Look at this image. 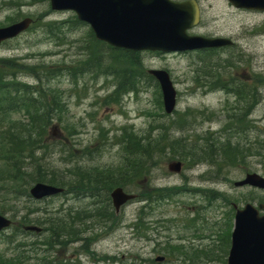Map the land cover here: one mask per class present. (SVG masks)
I'll list each match as a JSON object with an SVG mask.
<instances>
[{"label":"rangeland","instance_id":"obj_1","mask_svg":"<svg viewBox=\"0 0 264 264\" xmlns=\"http://www.w3.org/2000/svg\"><path fill=\"white\" fill-rule=\"evenodd\" d=\"M72 14L70 11L52 10L48 0H0V26L19 20L24 15L39 17L24 33L0 44V58L15 57L19 61L42 67L54 64L72 66L80 59L85 60L84 52L75 51V46L83 39L85 27L73 29L63 41L59 37L48 36L42 25L49 20L60 21L71 18ZM13 18L15 20H11ZM208 55L210 54L195 52H140L139 57L143 66L146 69L168 71L177 91L175 113L166 116L160 114L163 111L162 106L158 105L157 84L146 82L145 78L140 77L139 90L136 93L125 94L119 104L104 103V98L114 88L113 78L116 76L111 72L106 76L99 71L97 74L96 67L91 74H88V71L81 74V78L73 81L72 84L66 77V72L48 78L49 80L46 81L50 82L52 87L63 90L61 94L66 106L63 121L73 123L71 126L78 131L70 138L75 144L74 148H71L72 152L78 154L75 149L80 150L85 146L92 150L98 147L101 151V155L99 157L95 155L96 158L91 162H78L75 157L71 162L64 164L57 153L52 156V166L64 168L75 166L82 169V166L88 164L93 166L115 164L119 159V149L114 146L112 140L114 135L118 136V128L127 126L136 133H142L148 127L155 126L154 122H168L171 118L188 111H194V117L188 121L193 134L204 136L213 131L216 137L219 136L217 140H223V136H230L228 129L234 127L236 129L234 135L243 136V130L247 128H244L241 121L246 119V116L241 117L244 110H238L239 95L227 94L225 89L211 93H205L203 90L204 85L216 83L215 87L230 74L226 67L213 68ZM246 55L249 66L253 64V68L249 69L247 66V70H243V73L238 70L237 77L243 80L249 77L248 81L255 80L250 82L246 89L249 95L260 101L251 113L250 118L253 122L248 136L253 138L258 136L263 144L264 40L250 41ZM201 58L209 60L208 76L200 73L203 67L198 60ZM109 63L110 60L103 58L104 67ZM237 66L240 67L239 64ZM253 72L255 74L247 75ZM215 75L218 76L217 79H221L219 82L213 81ZM257 75L260 76L259 79L256 78ZM33 77L20 75V78L28 84H34L36 80H33ZM244 84L242 82L238 85L239 94L244 92ZM254 86L256 89H253ZM244 104L246 108L247 102L245 101ZM15 116L22 117L19 113L11 114L12 118ZM99 127L107 131V140L104 143L98 136ZM59 128L57 131H60V136L56 138L65 136L69 138L63 126ZM168 132L171 138L186 133L173 129ZM155 133L157 131H154ZM253 150L254 146H252ZM157 157L160 158L158 164L150 167L147 178L138 182L139 186L129 184L125 187V191L136 193L139 200L135 198L123 205L119 213L108 220L106 226H99V223L95 222L88 223V232L82 235L83 238L90 239L88 251L84 250L80 253L77 250L79 244L75 242H68L67 247L59 250L50 248L46 253L51 261L50 264H224L229 245L228 234L232 227L229 213L232 205L242 207L245 202L258 203V199L264 195V190L248 186L235 187L233 183L242 179L246 172H256L264 176L262 155L247 156L244 161L235 163L214 162V165L200 163L191 167L183 165L179 173L167 170V163L176 159ZM220 169L223 171L219 172ZM173 186H180L182 191H177L168 198L147 201L146 204L140 201L143 190L169 189ZM207 187L218 191L222 198L211 197L200 190ZM69 197L56 196L52 199H43L38 204L54 212L61 204L66 208L84 206L88 203V200ZM22 202L23 206L29 204ZM144 204L145 206H142ZM141 208L149 213L148 217L138 218L137 214ZM146 219L149 222L147 231L129 227L133 222L137 223L139 220L144 222ZM8 232L9 230H5L3 233ZM94 233L97 234L96 237H93ZM45 235L48 236V233H40V237ZM4 245L1 236L0 255L8 257L10 253L5 250ZM171 246L179 247L180 251H172ZM158 255L164 256L162 262L154 261ZM97 257L102 261L97 262ZM57 260L62 262L59 263ZM29 263L34 264V262Z\"/></svg>","mask_w":264,"mask_h":264},{"label":"trees","instance_id":"obj_2","mask_svg":"<svg viewBox=\"0 0 264 264\" xmlns=\"http://www.w3.org/2000/svg\"><path fill=\"white\" fill-rule=\"evenodd\" d=\"M38 19L36 16L33 22L36 23L35 20ZM42 25L48 36L59 37L63 41L73 29L85 27L83 39L75 46V51L84 52L86 59H80L72 66L54 64L42 67L19 61L15 57L0 58V212L8 213L15 222L8 233L2 234L5 250L10 255H0V264H50L47 251L50 248H65L68 242H79V248L88 251L90 239H85L82 235L88 232L89 224L95 222L104 225L113 216L108 205L110 189L115 186L125 188L129 184L139 186L138 182L147 178L150 167L158 164L160 158L157 156L179 159L184 165L191 167L200 163L214 165V162H242L246 155L253 153V143L248 138L251 119L241 121L244 128L248 129L243 130V136L234 135L236 129L232 127L228 129L230 136L217 140L219 136L216 137L213 131L204 136L193 134L188 121L194 117V111H188L180 116L177 114L178 117L175 116L168 122H154L155 126L148 127L142 133H136L127 126L118 128V136L114 135L112 140L119 149V159L115 165H85L82 169L75 166H52V156L57 153L64 164L75 157L78 162H91L96 158L95 155H101V151L98 147L92 150L85 146L80 150L75 149L78 154L72 152L71 148L75 144L70 138L78 131L71 126L73 123L63 121L66 110L61 94L63 91L52 87L46 81L48 78L66 72L70 81H76L84 72H94L96 67L97 74L99 71L106 76L111 72L116 76L113 78L114 88L104 98L105 104H119L123 94L136 93L140 77L145 78L146 82L155 81L147 74L139 56L132 58L129 52L114 49L96 40L91 29L74 15L60 21L49 20ZM103 58L110 60L105 67L102 64ZM207 65L208 60L201 61L202 75L208 76ZM20 75L34 76L33 80L36 81L28 84ZM158 105L161 106L159 94ZM12 113H19L22 117L12 118ZM160 114L166 116L164 113ZM59 126H63L69 138H56L60 136V131H57ZM170 129L186 133L171 138L168 134ZM154 131L157 133L154 134ZM106 133L105 129L99 127L98 136L103 143L107 140ZM254 151L262 155L264 162V143L255 139ZM37 181L63 187L62 197H88L91 202L83 208H63L61 204L53 212L47 207L39 206L41 201H34L29 197L28 189ZM177 191H181V187L143 190L142 200L147 202L168 198ZM205 193L222 198L215 190L207 189ZM22 201L29 204L23 206ZM259 201L264 202V197ZM103 219L105 221H101ZM32 223L40 226L41 231L36 233L23 230L24 225ZM40 233H48V236L40 237ZM96 236L94 233L93 237ZM170 249L180 251L179 247L171 246Z\"/></svg>","mask_w":264,"mask_h":264},{"label":"water","instance_id":"obj_3","mask_svg":"<svg viewBox=\"0 0 264 264\" xmlns=\"http://www.w3.org/2000/svg\"><path fill=\"white\" fill-rule=\"evenodd\" d=\"M244 4V0H232ZM259 8H264L262 0H255ZM53 10H71L76 18L87 23L95 38L112 47L133 51L151 50L176 52L218 46L219 41L201 36H190L186 29L198 19V10L193 2H172L171 0H49ZM30 17L0 27V42L12 38L25 30ZM158 82L163 109L170 113L175 107L176 91L169 74L164 69H149ZM170 171L178 172L180 162L169 163ZM248 184L264 189V177L257 173H247L235 185ZM61 188L46 183H35L29 189L34 199L60 192ZM117 210L126 200L133 197L119 187L110 193ZM264 209V204L258 205ZM10 220L0 215V230ZM38 230L34 226L26 227ZM160 259V257L158 258ZM226 264H264V215L250 203L238 209L234 216L231 244Z\"/></svg>","mask_w":264,"mask_h":264},{"label":"flooded vegetation","instance_id":"obj_4","mask_svg":"<svg viewBox=\"0 0 264 264\" xmlns=\"http://www.w3.org/2000/svg\"><path fill=\"white\" fill-rule=\"evenodd\" d=\"M172 1L182 2L187 0ZM244 1L247 4L246 6H237L231 0H194L198 7L199 20L196 26L188 30V33L230 42L208 49L211 65L215 69L224 67L229 69V76L224 77L228 83L235 85H238L239 82L245 83L244 93L246 95H242L241 101L243 100V105L245 101L247 104H254V109L260 101L256 103L251 101L246 89L249 77L245 76L247 80H243L241 77H237V71L241 70V73H243L247 70V66L249 69L250 67L253 68L252 61V65L249 66L247 60V48L250 41L264 40V8H258L255 0ZM262 1L264 2V0ZM207 27L208 31H206ZM238 64L240 67L237 66ZM251 74H255V72L247 75L250 76ZM217 78L218 76L215 75L213 81L216 82ZM256 78L259 79L260 76L257 75ZM251 80L255 81L254 79ZM243 110L245 111L246 108Z\"/></svg>","mask_w":264,"mask_h":264},{"label":"bare ground","instance_id":"obj_5","mask_svg":"<svg viewBox=\"0 0 264 264\" xmlns=\"http://www.w3.org/2000/svg\"><path fill=\"white\" fill-rule=\"evenodd\" d=\"M256 154V153H255Z\"/></svg>","mask_w":264,"mask_h":264}]
</instances>
